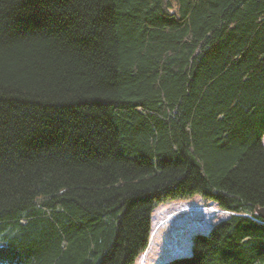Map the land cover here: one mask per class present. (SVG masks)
I'll return each instance as SVG.
<instances>
[{
	"label": "trees",
	"instance_id": "trees-1",
	"mask_svg": "<svg viewBox=\"0 0 264 264\" xmlns=\"http://www.w3.org/2000/svg\"><path fill=\"white\" fill-rule=\"evenodd\" d=\"M196 193L169 264H264V0H0V264H133Z\"/></svg>",
	"mask_w": 264,
	"mask_h": 264
},
{
	"label": "rangeland",
	"instance_id": "rangeland-1",
	"mask_svg": "<svg viewBox=\"0 0 264 264\" xmlns=\"http://www.w3.org/2000/svg\"><path fill=\"white\" fill-rule=\"evenodd\" d=\"M229 215L200 193L157 203L149 245L133 264H169L174 258L190 256L195 234L208 233Z\"/></svg>",
	"mask_w": 264,
	"mask_h": 264
},
{
	"label": "water",
	"instance_id": "water-1",
	"mask_svg": "<svg viewBox=\"0 0 264 264\" xmlns=\"http://www.w3.org/2000/svg\"><path fill=\"white\" fill-rule=\"evenodd\" d=\"M255 213L257 214V216H259L260 218H262L264 220V206L263 207H256Z\"/></svg>",
	"mask_w": 264,
	"mask_h": 264
}]
</instances>
